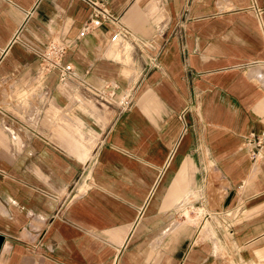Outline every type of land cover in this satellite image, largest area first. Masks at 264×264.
<instances>
[{"label":"crops","instance_id":"0c3cea01","mask_svg":"<svg viewBox=\"0 0 264 264\" xmlns=\"http://www.w3.org/2000/svg\"><path fill=\"white\" fill-rule=\"evenodd\" d=\"M105 2L0 0V264H264V0Z\"/></svg>","mask_w":264,"mask_h":264},{"label":"built area","instance_id":"2783aa9c","mask_svg":"<svg viewBox=\"0 0 264 264\" xmlns=\"http://www.w3.org/2000/svg\"><path fill=\"white\" fill-rule=\"evenodd\" d=\"M90 6V14L88 19L84 22L80 35L96 29L105 22H117V15L109 8L105 0H84ZM126 33V30H119L115 32L113 38H117L120 34ZM66 51V45L58 40H50L38 52L42 58L43 68L45 70L58 69L61 78H65L72 72L73 67L71 63H64L63 57ZM123 106H128L131 102L130 98H123L121 101ZM250 147V156L253 160L260 155V148L264 144V131H251L244 142Z\"/></svg>","mask_w":264,"mask_h":264},{"label":"rangeland","instance_id":"374dc122","mask_svg":"<svg viewBox=\"0 0 264 264\" xmlns=\"http://www.w3.org/2000/svg\"><path fill=\"white\" fill-rule=\"evenodd\" d=\"M125 73L126 74H129L130 73V70L129 69H126L125 70ZM42 77V72L40 71V73H39V75H37L36 77H35V82H39V79ZM30 88V87H29ZM29 88H27L28 90H29ZM37 89H38V86H35V87H32V88H30V90H29V93H27L28 95V97H31V98H34V96L36 95V93H37ZM13 96L15 95V96H18V94H12ZM38 95V94H37ZM203 206H205L203 203H201L200 204V208H202V210L200 211L199 209H198V211L196 212H191V214L189 215V216H187V220L189 221V222H194V221H200V225H199V230H198V233L200 232V226H201V223H202V221L203 220H206V215H204V211H205V209H204V207ZM193 208V207H192ZM192 208L190 207V209H191V211H192ZM189 209V210H190ZM194 218H196V219H193ZM191 219V220H190ZM208 220V219H207ZM198 233H197V235H198ZM202 234V233H201ZM196 235V236H197ZM200 237H202V235L200 236Z\"/></svg>","mask_w":264,"mask_h":264},{"label":"bare ground","instance_id":"6f19581e","mask_svg":"<svg viewBox=\"0 0 264 264\" xmlns=\"http://www.w3.org/2000/svg\"><path fill=\"white\" fill-rule=\"evenodd\" d=\"M2 240H3V235L0 234V250H1V247H2Z\"/></svg>","mask_w":264,"mask_h":264},{"label":"water","instance_id":"95a60500","mask_svg":"<svg viewBox=\"0 0 264 264\" xmlns=\"http://www.w3.org/2000/svg\"><path fill=\"white\" fill-rule=\"evenodd\" d=\"M2 242H3V240H2Z\"/></svg>","mask_w":264,"mask_h":264}]
</instances>
